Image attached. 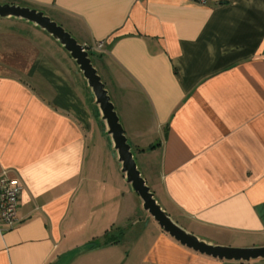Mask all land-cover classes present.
Segmentation results:
<instances>
[{
	"label": "crops",
	"instance_id": "crops-1",
	"mask_svg": "<svg viewBox=\"0 0 264 264\" xmlns=\"http://www.w3.org/2000/svg\"><path fill=\"white\" fill-rule=\"evenodd\" d=\"M222 2L0 5L42 11L80 45L103 43L92 63L157 203L205 243L260 248L264 0ZM33 35L48 40L0 19V175L22 187L17 223L0 222V264H264L212 259L164 233L124 182L79 71Z\"/></svg>",
	"mask_w": 264,
	"mask_h": 264
},
{
	"label": "water",
	"instance_id": "water-1",
	"mask_svg": "<svg viewBox=\"0 0 264 264\" xmlns=\"http://www.w3.org/2000/svg\"><path fill=\"white\" fill-rule=\"evenodd\" d=\"M0 19L20 20L36 27L51 37L69 55L82 75L94 99V104L99 110L101 120L106 127V135L110 137L112 148L116 152L124 182L130 185L133 193L140 199L143 211L151 217L164 233L187 249L219 261L249 262L258 259L264 260V247L239 249L205 243L183 229L161 208L154 197V193L146 185L137 168L131 146L124 134L114 105L92 63L91 55L86 46L80 45L60 25L52 21L44 12L36 9L8 4L0 5Z\"/></svg>",
	"mask_w": 264,
	"mask_h": 264
},
{
	"label": "built area",
	"instance_id": "built-area-1",
	"mask_svg": "<svg viewBox=\"0 0 264 264\" xmlns=\"http://www.w3.org/2000/svg\"><path fill=\"white\" fill-rule=\"evenodd\" d=\"M103 43H97L95 48L86 47L90 52L100 51ZM22 191L20 183L8 177L6 173L0 175V222L2 227L11 229L17 223V206Z\"/></svg>",
	"mask_w": 264,
	"mask_h": 264
},
{
	"label": "rangeland",
	"instance_id": "rangeland-1",
	"mask_svg": "<svg viewBox=\"0 0 264 264\" xmlns=\"http://www.w3.org/2000/svg\"><path fill=\"white\" fill-rule=\"evenodd\" d=\"M47 37L48 40H44V38H40V36L38 38H36V35H33V38L30 36L28 37L30 41L36 40L37 42L40 41L41 43V47L47 51L50 52V54L59 62L62 61V57L63 59L66 61V59L69 61V63H72L73 65V69L77 70V67L75 66L74 62L70 59L69 55L53 40L51 39V37L45 36ZM47 41V42H46ZM39 43V44H40ZM63 65V63H61ZM77 74V73H76ZM80 79L82 78L81 74H77ZM83 79V78H82ZM110 139V137H109ZM111 141V140H110ZM112 144V143H111ZM121 169V167H120ZM121 172V171H120ZM130 187V185H129ZM142 205V204H141ZM142 209V206H141ZM143 210V209H142Z\"/></svg>",
	"mask_w": 264,
	"mask_h": 264
},
{
	"label": "trees",
	"instance_id": "trees-1",
	"mask_svg": "<svg viewBox=\"0 0 264 264\" xmlns=\"http://www.w3.org/2000/svg\"><path fill=\"white\" fill-rule=\"evenodd\" d=\"M194 1H197V2H204V3H208V2H211L213 4H222V0H194Z\"/></svg>",
	"mask_w": 264,
	"mask_h": 264
}]
</instances>
